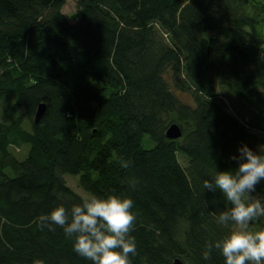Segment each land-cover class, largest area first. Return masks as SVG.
I'll use <instances>...</instances> for the list:
<instances>
[{"label":"trees","instance_id":"1","mask_svg":"<svg viewBox=\"0 0 264 264\" xmlns=\"http://www.w3.org/2000/svg\"><path fill=\"white\" fill-rule=\"evenodd\" d=\"M66 2L0 0V101L12 115L0 119V264H91L75 234L39 217L110 194L135 202L131 264H224L217 249L202 259L229 231L215 222L223 197L202 183L236 169L242 144L264 145L253 132L264 131V0H76L75 22ZM169 67L194 105L170 88ZM174 122L181 138L166 136Z\"/></svg>","mask_w":264,"mask_h":264},{"label":"clouds","instance_id":"2","mask_svg":"<svg viewBox=\"0 0 264 264\" xmlns=\"http://www.w3.org/2000/svg\"><path fill=\"white\" fill-rule=\"evenodd\" d=\"M238 164L234 170L216 171L204 179L202 190L217 192L225 207L215 215L217 225L229 229L221 239L206 245L202 259L209 261L211 251L217 249L224 264H264V230L253 231L251 225L264 219V194L257 196V186L264 187V145L253 150L247 144L238 147L230 157ZM122 168L129 162L120 161ZM134 200L130 196L110 194L92 195L73 205L71 210L57 206L39 217L41 227L63 228L75 234V252L91 264H131L130 254L137 253V243L130 232L136 221Z\"/></svg>","mask_w":264,"mask_h":264},{"label":"rangeland","instance_id":"3","mask_svg":"<svg viewBox=\"0 0 264 264\" xmlns=\"http://www.w3.org/2000/svg\"><path fill=\"white\" fill-rule=\"evenodd\" d=\"M77 9V2L76 0H67L66 4L63 7V12L66 14V16L68 17L70 22H75V20L72 18V14L76 11ZM171 67H169V69H167V71L164 73L165 78L167 79L170 88L173 90V92L185 103L188 104H192L194 105V99L191 95L190 92L181 90L180 88H178V86L176 85V80H177V75L173 72L172 69H170ZM184 74H181V77H183ZM227 103L229 104V101L226 99ZM9 99H2L0 101V119L4 120V121H10L12 119V115H11V110L8 109L9 107ZM230 105V104H229ZM229 111L233 114H235L234 110L229 107ZM22 111H19L18 113L21 114ZM174 123H178V122H174ZM26 124H28V122H26ZM179 124V123H178ZM180 127L182 128L181 124H179ZM183 130V128H182ZM255 134H257L259 136V138L261 140L264 141V131H259V130H255L253 131ZM184 133V132H183ZM181 138V137H180ZM171 139V138H170ZM152 144V142L150 140H146L145 141V146L150 147ZM22 150V151H21ZM21 150H17L18 153L17 155L19 156V158L21 159H25L27 157L28 154V147H25ZM178 158L181 162V164L185 167L188 165V158L186 157V155H184L182 152H178ZM11 170H9L10 172ZM67 178V183L79 194H81L82 196H89L88 192L80 185L79 183V176L77 175H72V174H66L65 176ZM264 220V219H262ZM251 230L256 231L255 228L251 227Z\"/></svg>","mask_w":264,"mask_h":264},{"label":"water","instance_id":"4","mask_svg":"<svg viewBox=\"0 0 264 264\" xmlns=\"http://www.w3.org/2000/svg\"><path fill=\"white\" fill-rule=\"evenodd\" d=\"M45 103H40L35 115V121L39 122L43 114L45 113ZM166 136L171 139H178L183 136V130L178 123H171L166 129ZM174 264H187L182 259L176 258Z\"/></svg>","mask_w":264,"mask_h":264}]
</instances>
